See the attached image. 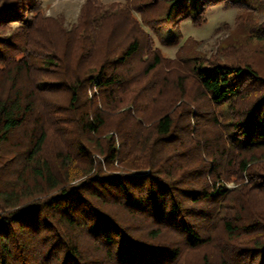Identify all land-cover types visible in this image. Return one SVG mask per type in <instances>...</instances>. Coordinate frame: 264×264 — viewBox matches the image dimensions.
I'll use <instances>...</instances> for the list:
<instances>
[{
  "label": "trees",
  "instance_id": "16d2710c",
  "mask_svg": "<svg viewBox=\"0 0 264 264\" xmlns=\"http://www.w3.org/2000/svg\"><path fill=\"white\" fill-rule=\"evenodd\" d=\"M36 2L0 0V264H264V74L185 42L174 63L135 25L92 64L107 11L58 50ZM125 2L166 46L242 6L264 45V0Z\"/></svg>",
  "mask_w": 264,
  "mask_h": 264
},
{
  "label": "rangeland",
  "instance_id": "374dc122",
  "mask_svg": "<svg viewBox=\"0 0 264 264\" xmlns=\"http://www.w3.org/2000/svg\"><path fill=\"white\" fill-rule=\"evenodd\" d=\"M36 3V8H39L42 13L41 24L44 22L43 24L49 27L47 29L51 31L55 41L58 40V42H55L58 50H62L61 46L65 42L63 40L64 36H68L74 30L80 31L82 27L79 24L84 21L85 12L99 15L105 13V10L107 11L108 15L101 20L100 28L95 30L97 34L93 33L92 38L97 41L95 44L98 47L93 52L92 64L97 60L95 57L99 58L102 55L103 48L100 45L103 40L101 38L102 35H108L112 31L113 33L110 36L112 42L119 43V40L123 39L122 36L127 35L131 26L135 25V29L138 26V29H143L150 35L153 49H156L162 57L174 60V63H178L177 53L185 42L186 44H191L196 53H201L208 62H249L261 74H264V45L244 41V37L238 27L244 16L252 12L242 6H232L222 2L209 5L203 12L204 21L201 24L195 25L189 19L182 20L179 25L182 41L175 46H166L159 43L158 38L142 25L140 16L129 8L125 0H37ZM58 30H66L67 35L56 33L55 31ZM98 36L100 37L99 39ZM86 42H91L90 38H87ZM75 44L76 42H72L73 48L76 46ZM72 51V53L76 52V50ZM70 60L72 66L75 65L73 54ZM169 69L166 68V71L168 72ZM185 69L184 67L183 70ZM49 99H54L59 103L64 100V95L55 93ZM63 116L64 114L60 113L57 117H62L63 119ZM226 186L230 190L235 187L232 182L227 183ZM252 201L256 208L264 210V194H256Z\"/></svg>",
  "mask_w": 264,
  "mask_h": 264
}]
</instances>
